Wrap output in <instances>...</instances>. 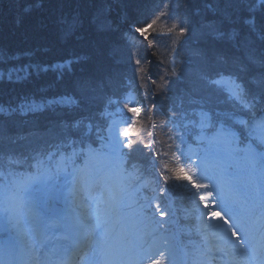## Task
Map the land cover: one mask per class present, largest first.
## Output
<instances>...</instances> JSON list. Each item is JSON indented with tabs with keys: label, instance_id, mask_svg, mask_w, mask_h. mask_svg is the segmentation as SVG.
I'll return each mask as SVG.
<instances>
[{
	"label": "snow or ice",
	"instance_id": "obj_1",
	"mask_svg": "<svg viewBox=\"0 0 264 264\" xmlns=\"http://www.w3.org/2000/svg\"><path fill=\"white\" fill-rule=\"evenodd\" d=\"M205 7L217 18L200 25L201 31L193 43L204 45L197 54L208 71L200 74L202 83L193 85L178 111L169 109V131L176 129L174 138L180 141L175 145L178 154L181 145H185L187 151L183 155L187 157L186 163L194 165L188 169L181 164L173 169L175 178L189 182L197 190L215 189L217 198L209 204L213 191L200 194L199 201L204 202L203 208L207 211H201L197 204L192 215L183 217L188 221L195 219L197 223L181 226L179 220H175L172 223L176 230L173 231L165 226V222L154 219L149 212L150 204H139V168L135 164H131V168L125 166L129 164L133 145L137 143L130 135L139 109H128L133 116L128 118L127 127L119 132L124 140L113 134L111 129L105 138L99 127H95L93 138L94 126L88 116L71 120L61 118L57 134L70 138L68 146L73 148L72 154L65 156L57 148L56 153L42 156L36 152L35 156L26 157L31 145H21L18 155L31 159L33 163L29 168L33 170L10 173L12 179L5 185L6 194L0 210L9 213L17 226L27 225L22 231L28 239L30 258L24 264H77L81 253L85 264H144L150 257L141 253L149 238L160 245L157 252L168 264H208L207 256L212 252L222 253L235 264L232 249L237 245L242 251L244 264H264V50L257 56L254 47L257 40L264 43V23H258V18L264 21V0H211ZM32 8L33 5H26L24 11L30 12ZM155 22L145 21V28H135L134 31L144 35ZM179 31L183 36L188 28L181 27ZM220 45L225 47H218ZM241 52L242 56L238 54ZM81 59L73 57L47 65L30 63L0 74V78L7 76L10 80L15 78L19 81L28 79L33 73L48 71H56L60 78ZM139 63L137 60L136 64ZM217 66H221L219 70L212 71ZM229 67L234 71L227 70ZM253 68L257 69L256 74L248 77ZM77 89L79 97L70 94L51 100L25 97L17 107L21 114L44 110L71 112L89 107L95 97L88 93L94 90L81 89L79 84ZM221 105H229L231 110H221ZM4 113L5 110L0 108V115ZM193 113L199 117L198 121H191ZM190 124L196 129L195 136ZM80 129H83L81 135L71 136ZM46 132L53 134L54 129L49 128ZM28 135L39 134L33 132L13 139L0 128V150L20 145V141H27ZM190 139L196 141V150L200 153L196 160L193 159ZM77 142L82 145L79 149L75 147ZM94 143H98V147H93ZM141 149L145 153L151 152L152 143L142 144ZM56 155L60 159L53 173V169L44 166V161H51ZM158 155L152 153L148 157L150 167H155L154 157ZM197 172L208 183L197 182L193 178ZM62 173L70 177L65 181L70 185L67 196L62 201L57 198L37 206L33 196L36 186L46 185L53 174L58 177ZM161 177L165 183L168 182V176L161 173ZM81 190L90 193L89 203L83 215H76L77 208H84L75 200L76 193ZM164 190L160 189L161 192ZM134 205L139 211L134 209ZM220 207L234 219L230 221L219 210ZM196 212H199L198 216L194 215ZM159 215L165 216L166 213L160 212ZM212 219L217 223H211ZM145 221L153 226L149 229ZM248 221L256 225L255 232L249 231ZM236 226L242 229L247 239L232 241L228 238V232L233 236L239 235ZM208 228L222 231L220 235L212 234L216 243L211 242L206 231ZM153 233H159L158 237ZM193 233L200 237V243L189 247L192 241L185 242L181 236ZM248 244L252 245L250 257L244 251ZM45 245L50 247V251H41ZM178 252L181 253L179 257ZM4 264H13L10 254H7ZM151 264H163V261L152 260Z\"/></svg>",
	"mask_w": 264,
	"mask_h": 264
},
{
	"label": "trees",
	"instance_id": "obj_2",
	"mask_svg": "<svg viewBox=\"0 0 264 264\" xmlns=\"http://www.w3.org/2000/svg\"><path fill=\"white\" fill-rule=\"evenodd\" d=\"M210 2L211 0H28L27 2L24 0H0V74L30 63L57 64L73 57H81L79 63L72 65V68L76 66L77 70L71 68V71H65L60 78L56 71L33 73L28 79L17 80L20 84L16 85L29 87L32 85L29 90L38 88L36 93H32L34 94L32 97L40 99L65 94L79 97L80 91L77 89L79 84L81 89L94 90L88 94L95 95L94 103L96 104L91 109L87 107L71 112L44 110L36 113L15 112V114L0 115V128L5 129V134L13 139L19 135L33 132L39 134L38 136L28 135L27 141H20V145H10L8 149L0 150V170L13 169L19 164L20 168L21 165L28 163V158L18 155L21 145L24 144L31 145V149L25 154L26 157L35 156L36 152L40 154L56 153L57 148L63 155L70 154L72 152L68 146L70 138H64L57 134L59 131L57 124L61 118L71 120L88 116L92 123H96L93 125L94 138L95 127H99L103 135L112 123V118L107 119L106 113L103 114L104 103L118 100L120 106L128 110L130 107H134L128 106L127 103H133L132 97L135 96L143 108L140 107L142 111L139 119L137 116L135 117L138 136L132 137L137 143L133 145L130 162L125 166L131 168V164H135L139 168L144 187L141 195L148 198L150 192L155 191L154 185L150 181L147 184L143 174L149 175L150 172L155 171L160 175L162 169L167 166L169 160L164 159L166 154L162 148H166L163 147V139L167 131L165 127L168 122L166 119L170 114L169 109L172 110V99L174 96H179L176 95L178 92L188 93L194 84L201 83L199 76L202 72L208 71V68L201 62L197 53L198 49L204 45L193 43L198 35L195 31H188L183 36H172L164 32L159 37H154V39L160 38L158 41L162 40L163 45L155 41L154 44L153 42L152 44L145 43L139 35H132L131 38L130 35L122 32L120 28L122 26L117 22L122 18L125 19L124 25L130 24L131 26V24L137 23L138 27H142L146 25L144 22H148L152 14L157 12L162 13V17L169 16L172 21H178L181 27L188 21L192 23L195 21L197 24V18L202 14L201 11L208 10L205 4ZM26 5H33L32 10L28 12L31 14L24 11ZM159 9L160 11H158ZM196 13L199 15L195 16ZM207 13L214 16L210 10ZM122 14L125 15L124 18L121 17ZM18 17L20 18L19 22ZM258 23H264V21ZM38 24H41L42 27H38ZM196 24L192 26L195 27ZM156 31L159 29L155 28L152 32L156 33ZM5 32L10 39L3 38ZM178 32L180 33V31ZM184 37L186 41H184ZM21 38H23L22 42H28L23 49L21 44L16 43L21 41ZM124 38L128 41L126 45L121 43ZM253 39H255L254 36ZM254 47L257 49L255 55L259 56L261 50H264V43L257 40ZM124 48H128L130 53L134 51L136 59L133 62L121 59L120 54ZM238 54L243 55L242 52ZM174 57L176 58L173 59ZM137 60L140 61L139 64H136ZM219 67L221 66H217L212 71L219 70ZM227 70L234 71L231 67ZM256 72L257 69L253 68L248 73V77L254 76ZM168 82H173L174 85L171 86ZM182 82H187L188 87L180 86L179 84ZM11 83L12 79H8L7 76L0 78V96H2L0 108L6 109V104L15 108L22 100L15 99L13 102L9 99L7 93H14L10 92ZM156 84H159L161 89L156 86L154 91L145 89L143 93L141 90L143 85ZM44 85L50 86V89L45 90ZM162 85H167L169 89H164ZM139 91H141L140 95ZM102 93L105 94L104 98H101ZM16 96L20 98L18 94ZM128 99L130 100L126 101ZM9 101L13 103L11 104ZM122 104H126V106ZM221 109L231 110L229 105H221ZM127 115L133 116V113L129 112ZM190 118L199 119L194 113ZM244 118L247 119V117ZM123 119L127 120L126 117ZM49 128L54 129L53 134H47L46 130ZM27 129L30 132H27ZM173 130L176 131L175 128ZM82 132L83 129L74 131L71 136H79ZM195 135L196 129H193V136ZM149 142L152 143L154 150L151 149V152L145 153L141 149V145ZM168 142L169 140L166 141V143ZM189 143L192 145L193 151L198 154L196 141L190 139ZM172 144L173 142H169L167 145ZM81 146L79 142L75 145L77 149ZM186 151V146H182L179 162H182L183 165L186 156L183 153ZM152 153L159 154L154 157L155 167L149 166L148 157ZM179 162L177 161L180 166ZM185 167L189 169V164L185 163ZM170 174L174 175L172 171ZM151 176L153 175L148 178L151 179ZM174 200L182 206V210H177L180 213L184 209L194 206L193 203L191 206H187L185 197L183 199L174 197ZM161 208L163 207L161 206Z\"/></svg>",
	"mask_w": 264,
	"mask_h": 264
},
{
	"label": "rangeland",
	"instance_id": "obj_3",
	"mask_svg": "<svg viewBox=\"0 0 264 264\" xmlns=\"http://www.w3.org/2000/svg\"><path fill=\"white\" fill-rule=\"evenodd\" d=\"M27 1L28 0H24V2H27ZM130 8H132V7L130 6ZM158 11H160V9ZM26 13L27 14H31V13H28V12H26ZM122 16H123V14L121 15V17ZM119 20H120L119 22H117V21L116 22H117V24L122 26V27H120L122 29L121 30L122 32H125L127 35H130L131 38H132V35L137 36V34H138L143 39L142 41L145 42V43L148 42L149 44H152V42H153V44H154V36H155L156 33L152 32L153 25L156 24L157 26H159L162 29V24H164V22H172V23H176L177 24V26L173 25L170 29H168L167 31H164L165 33H168L169 35H172V36H175V35H177V36L180 35L181 36V34L178 32L180 30V28H181V26H179L178 21H172L169 16H163L162 17V13H157L156 12V13L152 14L151 18L148 19L149 21L147 23H151L152 20H155L156 22L154 24H152L151 28L147 29V31L145 32L144 35H141L140 33H136L134 31V29L135 28H145L146 25L142 26V27H138L137 23H135L134 25L131 24V26H130V24H128V25L125 24L124 25L123 21H125V19L121 18ZM164 32H162V33H164ZM183 39H185V37ZM20 40L22 41L23 38H21ZM151 40H153V41H151ZM184 41H186V39ZM189 46H191V45L189 44ZM120 56H121V59H125V61H128L130 63L133 62L136 59V57L134 56V51H132V53H130L128 48H124V51L121 52ZM175 58L176 57H174L173 59H175ZM35 62L38 63L37 61H35ZM76 68H77L76 66H73L72 69L77 70ZM101 79H103V78H101ZM141 82H143V81H141ZM140 83H139V85H140ZM168 83L171 86L174 85L173 82H168ZM11 84H12V86H10V87H12V88H11V90L9 88V90H10V92H14V93L13 94L7 93V94H9V99L12 100L13 102L15 101V99H23L25 97L33 98L32 96H34V94H32V93H36L37 90H39L38 88H36L35 90H29V89H31L32 85L30 87L26 86V85L25 86L16 85V84H20V83H18L15 78L12 79V83ZM179 85L182 86V87H188V83L187 82H182ZM156 86L159 89H161V87H159V84H156V85H143L141 90H142L143 93H144L145 89L146 90L148 89V91L149 90L154 91L156 89ZM162 87L164 89H169V87L167 85H162ZM44 89L45 90L50 89V86L44 85ZM15 93L18 94V96L20 98H17ZM138 94L140 95L141 91H139ZM186 94L187 93L178 92V94H176V95H179V96L178 97L174 96V98L172 99V104H171L172 111H178V106L181 105L182 102L186 101ZM213 95H216V93L214 92ZM58 96H61V95H58ZM104 97H105V94L102 93L101 98H104ZM161 97H163V96H161ZM52 98L53 97H47V99H49V100H51ZM1 99H2V96H0V100ZM132 99H133V103H131V104L127 103V105L128 106L132 105V106H134V107L139 109V115L137 116V118L139 119L141 111H142L141 108H143V107H141V102L139 101V99L135 98V96L132 97ZM37 100H39V98H37ZM129 100L130 99H128L126 101H129ZM12 101H9V102L12 104L13 103ZM94 102L95 101L92 100L91 104L89 105L90 109L95 107L96 104ZM6 105H7L6 109H4L5 113L15 114V112H20L18 107L11 108L12 105H10V104L9 105L6 104ZM124 105L126 106V104H124ZM185 105H186V103H185ZM104 106L105 107L103 108V114L105 112L107 119L108 118H112V121L114 122L113 125L110 124V126H108V129H111L113 134L119 136V132H121L125 127H127V122H128L127 120H128L129 117H132V115H127V114H129L130 111L126 110L127 108L125 109L122 106H120V103H118V100L106 101L104 103ZM76 110H79V109H76ZM221 110H223V109H221ZM124 117L127 118V120L125 119L126 121L123 119ZM165 118H167V117H165ZM190 119H191V121H198L197 119H193V118H190ZM166 120L168 122H166V124H167L166 127L167 128L165 127V130H167V131H166L165 137L163 139V141H164L163 147H166V148H162V150L166 154V157L164 155V159L167 158L169 161L167 163V166L162 169V173H163V175L168 176L169 180H168L167 183H165L163 181L162 177H161V173L159 175L155 171L150 172L149 175H145V174H143V175L146 177L147 184L149 183V181L152 182V185H154L153 189L156 190L154 193L150 192V195L148 197H152L153 196V197L156 198L155 199L156 200V203H155L156 206L159 203H160V206H161L165 202V207L168 208V209H166V211H164L166 213V215L165 216H160L159 214L158 215L161 218H164V219L166 218L165 219V221H166L165 225L169 226V223H167L168 220L170 222H173L178 217V215H176V213H175L176 210L174 208L169 207V204L172 202V197H175L176 199H179L180 195L182 196V195H185V193H188V195L190 197L194 198V202H193L194 207L198 204L199 205V209L201 211H205V212L207 210H205L203 208L204 202L203 201H199V195L202 194L205 191L212 190L213 191V197L209 198V200H208L209 204H211V200L212 199H216L217 197H216L215 189H208V190L199 189V190H197L189 182L184 181V180H177L173 174H170L171 171L173 172V169L179 167V164L177 163V161L179 162L180 154H178V151H177L175 145H176V143H180V141H179L178 138H174L175 131L173 130V128H172L171 131H169V129L171 128L170 114H169V116H168V118ZM123 121H125V122H123ZM92 124L96 125V123H92ZM190 126H191L190 128L193 131V129H195L194 125L190 124ZM27 132H30V130L27 129ZM107 135L108 134L105 135V138H107ZM136 135L138 136V132H137V127H135V124H134L133 125V129H132V133L130 135V138L133 139L132 136H136ZM119 138L121 140H124V137H122V136H119ZM167 140H169V142H173V144L168 146L167 144L169 142L166 143ZM175 140H177V141H175ZM191 142L193 143V140H191ZM182 146H184V145H181V150H182ZM152 149L154 150V148H152ZM199 155H200L199 152H198L197 155H194V151H193V159L194 160H196ZM186 159H187V157L185 156V161H183L184 162V166H185V163H186ZM179 163L182 164V162H179ZM197 163H199L198 160H197ZM192 167H194V165L189 164V169H191ZM17 170H18L17 173H22V172H24L25 170H28V169H26L25 167L20 169L18 167ZM21 170H23V171H21ZM150 175H153V176H151V179L148 178ZM65 177L67 179H70V177L69 178L67 176H65ZM10 178L12 179L11 175H10ZM193 178L196 179L197 182H199V183H208V181L201 179V177H200L198 172L193 176ZM65 181H66L65 179H62V181H61L60 179H55L54 177H52V179L49 180L46 185L45 184L37 185L36 186L37 191H35L33 193V196H34V199H35V202H36L37 206L42 205L45 201L50 203V200L52 199V197L53 198H59L62 201L63 198L65 196H67V188L70 186V185H66ZM161 188H164L165 190L163 192H161L160 191ZM89 195H90V193L87 192L86 190H81V191H78L76 193L75 200L78 203L84 205L83 209H80V208L76 209V212H75L76 215H83L84 214V211L86 210L87 205L89 203V200H88ZM2 203L0 205H2ZM134 209L136 211H139V209L135 208V206H134ZM219 210L224 215L228 216V219L230 221L234 219V217L230 213H228L223 207H220ZM3 213H5V212L0 210V218H1L0 219V254H4V252L7 253V254H10L12 256V258H13V264H15L17 262L18 258L21 261H22V257L25 259V261L28 260L30 258V253H29V249H28V239L23 234V231H22V228L26 227L27 225H20V226L15 225L13 228H11V232L8 233L7 229L9 228V225H8V222L4 220L3 217H4L5 214H3ZM198 215H199V212H196L195 216H198ZM184 216H186V213L183 216H180L179 219H181V221L179 222V225H181V226L187 225L188 226L189 224H193V222L195 223V219H192V220L188 221V220L183 219ZM2 223H3L4 226H2ZM211 223L215 224V223H217V221L212 219ZM221 223H222V221H221ZM247 224H248L249 231L250 232H255L256 225L253 224L251 221H248ZM227 227L228 226L225 225V229H227ZM175 230H176V227H175L174 231ZM206 231L210 234L211 242H213V243L217 242L215 240V235L222 234L221 230L214 229V228H208ZM236 231H237V233H239L238 236H233L231 234V232H228V236L236 237L238 240H239V238L240 239L241 238L242 239H247L246 237H244L243 231H242V229L240 227L236 226ZM212 234H215V235H212ZM158 235H159V233H153V236H157L158 237ZM13 237L16 239V243L13 240ZM197 238L200 241V237L198 236ZM188 241H189V239L185 240V242H188ZM190 241H192V244L189 245V247H196L197 245H199V243L197 241H195L193 238L190 239ZM21 246H22V248H21ZM248 246H252V245L248 244ZM159 247H160V245L158 243H154L151 238H149L147 240V242L144 245V250L141 253V255H146L147 257H150V259H146L144 261V264H151L152 258L154 257L153 254H152V249H153L154 252H157V248H159ZM19 248H21V251L19 250ZM235 249L239 250L240 248H239V246H236ZM87 250L88 249H85L84 251L87 252ZM41 251L42 252L43 251H50V248L48 250L41 249ZM244 251L247 252V254H251V250L248 249L247 245H246V248H245ZM150 254H152V256H150ZM165 255L167 256V253H165ZM179 255H181V253L178 252V256ZM20 256H22V257H20ZM80 256L83 257V253L80 254ZM156 257L162 258V257L159 256V254ZM41 259H43V257H41ZM213 259H216L215 255H214V252H212L211 254H209L207 256V260L210 262V264H211ZM0 260H1V258H0ZM4 260L5 259H3V261ZM218 260H219L218 264H221V263L222 264H227L225 256L218 257ZM236 262H238L239 264L243 263L240 260L236 261Z\"/></svg>",
	"mask_w": 264,
	"mask_h": 264
},
{
	"label": "bare ground",
	"instance_id": "obj_4",
	"mask_svg": "<svg viewBox=\"0 0 264 264\" xmlns=\"http://www.w3.org/2000/svg\"><path fill=\"white\" fill-rule=\"evenodd\" d=\"M142 4H144V3H142ZM200 6V5H199ZM146 8H148V7H146ZM195 9H196V7H195ZM46 11H47V9H46ZM201 11V10H200ZM208 11V10H207ZM207 11H201V15L197 18V20H198V23L196 24V22L194 21L193 23L191 22V21H188V22H186V23H184V25H182V27H187L188 28V31H195L196 33H199L200 32V23L201 22H205V21H207V20H213V19H216L217 17H215V16H212L211 15V13H207ZM154 12H156V11H154ZM198 16L199 14H195V16ZM123 18L125 17V15H123L122 16ZM19 20H20V18L18 17V22H19ZM258 22H260V20L258 19ZM194 24H196V26L195 27H193L192 25H194ZM173 25H175V26H177V24L176 23H172V22H164V24H162V29L159 27V26H157L156 24H154L153 25V29H155V28H158L159 29V31H156V34H155V36L154 37H159L161 34H163L162 32H164V31H167L168 29H170ZM38 27H42V25L41 24H38ZM153 29H152V31H153ZM137 36H138V34H137ZM140 36V35H139ZM3 38H8V39H10V37H9V35L5 32V33H3ZM160 38H158V39H154V41L157 43L158 42V44H164L163 43V41L161 40V41H158ZM184 42V41H183ZM17 44H21L22 45V49H23V47H24V45L26 44V43H28V42H25V41H17L16 42ZM121 43L124 45H126L127 43H128V41H127V39H122L121 40ZM221 48H223V47H225V46H220ZM231 54V53H230ZM187 198V206H191L192 205V203L194 202V198H192V197H190L189 195H188V193H186L185 195H182L179 199H183V198ZM169 207H171V208H174V209H176V210H182V206H180L178 203H176L175 201H172L170 204H169ZM191 208V210L194 208V207H190ZM164 211H166V208H162L161 210L159 209L158 210V213H160V212H164ZM192 214V213H191ZM186 215H189V214H186ZM194 223V222H193ZM195 223H197V221L195 220ZM188 226H191V224H189ZM174 231V230H173ZM192 235H196L195 233H193ZM228 238L230 239V240H232V241H237L238 239L236 238V237H233V236H228ZM186 239H188V236L187 235H184V236H181V240H183V241H185ZM240 239V238H239ZM242 239V238H241ZM198 243H200V242H198ZM237 246H239V245H237ZM247 247H248V249L249 250H251L252 249V246H248L247 245ZM232 251H233V253H234V255H235V264H239L238 262H236V261H242L241 260V255H242V251L239 249V250H237V249H232ZM71 253H69V255H70ZM214 255H215V258L216 259H213L212 260V262H211V264H218V262H219V260H218V257H223L224 255L222 254V253H218V252H214ZM249 255V257L251 256V254H248ZM180 256V255H179ZM178 256V257H179ZM7 256L6 255H4V254H0V258H2V259H4V258H6ZM79 258V256L77 257V259ZM158 259V257H155L154 258V260H157ZM226 262H227V264H234V262L232 261V260H229L227 257H226ZM243 262V261H242ZM0 264H2V262L0 261ZM15 264H19V262L17 261ZM208 264H210V262L208 261ZM222 264V263H221ZM242 264H244V262L242 263Z\"/></svg>",
	"mask_w": 264,
	"mask_h": 264
}]
</instances>
